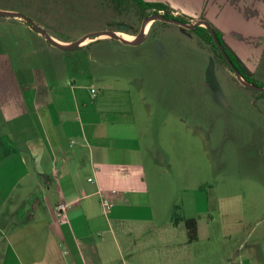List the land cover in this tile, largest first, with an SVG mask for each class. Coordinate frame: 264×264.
Here are the masks:
<instances>
[{
  "label": "crops",
  "instance_id": "1",
  "mask_svg": "<svg viewBox=\"0 0 264 264\" xmlns=\"http://www.w3.org/2000/svg\"><path fill=\"white\" fill-rule=\"evenodd\" d=\"M146 1L196 22L208 19L244 64L262 48L264 0ZM190 5L200 18L188 11ZM25 30V52H10L19 42L0 51V264H190L193 250H175V241L158 236L146 181L152 165L142 153L133 92L107 84L91 89L95 71L106 63L72 52L113 39L102 36L63 51L32 26ZM52 38L63 46L74 43ZM43 53L55 58L41 59ZM247 65L255 74L259 64ZM89 76L91 82L84 79ZM250 141L264 145V139ZM104 197L113 205L108 213ZM60 203L69 206L66 222L58 219ZM19 214L23 220L15 223ZM184 233L189 245L186 228ZM249 237L223 264H264V234L252 242Z\"/></svg>",
  "mask_w": 264,
  "mask_h": 264
},
{
  "label": "rangeland",
  "instance_id": "2",
  "mask_svg": "<svg viewBox=\"0 0 264 264\" xmlns=\"http://www.w3.org/2000/svg\"><path fill=\"white\" fill-rule=\"evenodd\" d=\"M188 11L201 17L195 6ZM0 12L19 13L49 37L74 42L103 31L135 35L144 21L132 8L117 13L110 0H0ZM176 12L171 10L174 17L197 23ZM154 24L139 45L101 41L72 52L106 63L105 69L95 71L91 89L107 84L133 92L143 129L142 153L152 165L146 181L159 238L175 241V250H193L190 264H223L249 236L252 242L264 234V154L259 153L264 145L250 141L264 139V95L244 87L197 34L162 21ZM26 28L30 26L19 17L0 16V51L19 42L10 52H25ZM89 42L94 41L84 44ZM261 46L254 59L247 60L259 64L255 74L226 48L264 87V39ZM41 57L55 58L48 53ZM84 79L91 82L90 76ZM17 198L14 194L12 201ZM175 207L179 215L199 220L201 239L194 245L183 243V222L172 224ZM20 220L22 215H16L15 223Z\"/></svg>",
  "mask_w": 264,
  "mask_h": 264
},
{
  "label": "trees",
  "instance_id": "3",
  "mask_svg": "<svg viewBox=\"0 0 264 264\" xmlns=\"http://www.w3.org/2000/svg\"><path fill=\"white\" fill-rule=\"evenodd\" d=\"M110 3L112 5V8L114 11H116L117 13H123V11H125L126 9H135L138 16L143 18V20L153 14H159L160 11L164 10L165 12V16L171 20H180L186 24H191L187 19L176 16L174 17L171 14V10L170 8H168V6H166L165 4L162 3H153V2H148L146 0H110ZM156 23V22H154ZM209 24V23H208ZM29 25V24H28ZM210 25V24H209ZM30 26V25H29ZM212 27V25H210ZM213 28V27H212ZM216 36L218 38V40L220 41V43L222 44L223 48L225 49V51L227 52L228 56L230 57V59L233 61V63L236 65V67L238 68V70L240 71L242 77L249 83L254 84V85H258L255 81H253L244 71L243 69L238 65L237 60L229 53V51L226 48V45L222 39V36L220 34L219 31H217L215 28H213ZM192 32L196 33L205 43H207L208 45H210L213 49V53L217 56V58L225 65L227 66L229 69L230 67L228 66V64L226 63L225 59L223 58L221 52L219 51V49L216 47L212 36L210 35V32L208 29L201 27V26H197L195 29L191 30ZM135 35H138V33H136ZM231 70V69H230ZM232 71V70H231ZM233 72V71H232ZM234 73V72H233ZM247 89H250L248 87H246ZM261 95H264L263 93H261ZM178 207H175V210L173 212V217H172V221L175 225H178L179 223H184L186 226V230H187V238H188V243L192 244L198 241L199 238V233H198V221L195 218H186L182 215L178 214Z\"/></svg>",
  "mask_w": 264,
  "mask_h": 264
},
{
  "label": "water",
  "instance_id": "4",
  "mask_svg": "<svg viewBox=\"0 0 264 264\" xmlns=\"http://www.w3.org/2000/svg\"><path fill=\"white\" fill-rule=\"evenodd\" d=\"M0 16L4 17V16H8V17H19L22 20H25L27 24H29L30 26L34 27L35 30H37L39 33H41L46 39L47 41L56 46L58 49L63 50V51H68V50H74L77 49L78 47H80L86 40L89 39H97L99 37L102 36H107L113 40L119 41L121 43H123L124 45H130V46H136L139 45L141 43L144 42L145 37H146V29L148 24H152L156 21H162L165 23H170V24H176L182 27H185L187 29L193 30L195 29L197 26H203L206 29L209 30L210 35L213 38V41L216 45V47L219 49V51L221 52L223 58L225 59L226 63L228 64V66L230 67V69L234 72V74L236 75L237 79L241 82V84L245 87L250 88L251 90L254 91H258L264 94V87L258 86V85H254L251 84L249 82H247L241 75L240 71L238 70V68L236 67V65L233 63V61L230 59V57L228 56L227 52L225 51V49L223 48L222 44L220 43V41L218 40L216 33L214 31V29L205 21H198L195 24H191L188 25L180 20H171L169 18H167L165 15L163 14H153L147 18L144 19L143 24L141 26V29L137 35V39L135 41H131L128 39H125L124 37L120 36V33L116 32V31H103V32H98L95 34H91L88 35L84 38H82L79 41H76L68 46H63L61 44H59L55 39H53L52 37H49L46 33V31L37 28L34 26V24L30 21L27 20L23 15L19 14V13H13V12H0Z\"/></svg>",
  "mask_w": 264,
  "mask_h": 264
},
{
  "label": "built area",
  "instance_id": "5",
  "mask_svg": "<svg viewBox=\"0 0 264 264\" xmlns=\"http://www.w3.org/2000/svg\"><path fill=\"white\" fill-rule=\"evenodd\" d=\"M162 12L164 15L165 14L164 10L160 11L159 14H161ZM191 24H193V23H191ZM101 206H102L104 213H108L111 210L113 205L110 203V201L107 198L104 197L101 200ZM68 208H69V206L65 203H60L57 206L58 219L60 222H66L67 221Z\"/></svg>",
  "mask_w": 264,
  "mask_h": 264
},
{
  "label": "bare ground",
  "instance_id": "6",
  "mask_svg": "<svg viewBox=\"0 0 264 264\" xmlns=\"http://www.w3.org/2000/svg\"><path fill=\"white\" fill-rule=\"evenodd\" d=\"M148 26H149V24H148ZM148 26H147V28H148ZM120 36H122V37H124L125 39H128V36L127 35H120Z\"/></svg>",
  "mask_w": 264,
  "mask_h": 264
},
{
  "label": "flooded vegetation",
  "instance_id": "7",
  "mask_svg": "<svg viewBox=\"0 0 264 264\" xmlns=\"http://www.w3.org/2000/svg\"><path fill=\"white\" fill-rule=\"evenodd\" d=\"M189 25H191V24H189ZM264 97V96H263Z\"/></svg>",
  "mask_w": 264,
  "mask_h": 264
}]
</instances>
